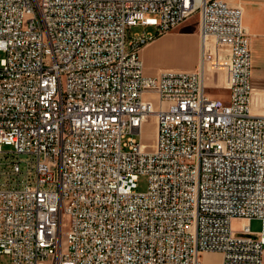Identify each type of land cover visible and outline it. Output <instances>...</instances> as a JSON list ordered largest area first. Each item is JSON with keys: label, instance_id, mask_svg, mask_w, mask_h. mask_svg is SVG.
<instances>
[{"label": "built area", "instance_id": "1", "mask_svg": "<svg viewBox=\"0 0 264 264\" xmlns=\"http://www.w3.org/2000/svg\"><path fill=\"white\" fill-rule=\"evenodd\" d=\"M197 11L205 47L229 50L227 97L205 86L206 63L222 65L206 48L194 70H144L142 47ZM0 50V264H205L209 250L264 264V114L242 7L0 0Z\"/></svg>", "mask_w": 264, "mask_h": 264}, {"label": "rangeland", "instance_id": "2", "mask_svg": "<svg viewBox=\"0 0 264 264\" xmlns=\"http://www.w3.org/2000/svg\"><path fill=\"white\" fill-rule=\"evenodd\" d=\"M198 14V13H196ZM197 15L191 19H196ZM191 21V20H190ZM149 28L148 30H151ZM134 30L143 31V26L135 27ZM212 40V39H211ZM209 47V45H208ZM142 56L145 63L147 73H156L160 68H179L190 69L197 65L198 48L192 42L191 35L183 29V26L174 28L171 32L159 35L149 41L142 47ZM213 59L221 56V67L213 65L214 62L206 63V85L211 95L217 97H226L227 89V63L229 62V50L226 46L218 45L212 41ZM4 52L0 50V59ZM156 96V94H154ZM158 102L157 98L155 99ZM157 134V117L153 114L149 115L143 125L142 139L149 143V147L154 144ZM139 137V135H137ZM4 149L11 150V145H4ZM11 157H8V160ZM148 188V178L141 175L138 181L137 191H146ZM246 220L241 218L233 219V226L241 229ZM251 229L259 231L263 224L261 219H253L250 222ZM202 258L205 264H221L222 254L217 250L206 251Z\"/></svg>", "mask_w": 264, "mask_h": 264}, {"label": "crops", "instance_id": "3", "mask_svg": "<svg viewBox=\"0 0 264 264\" xmlns=\"http://www.w3.org/2000/svg\"><path fill=\"white\" fill-rule=\"evenodd\" d=\"M205 1V0H204ZM233 6L242 7L243 10V24L246 32L250 36V45L252 51V94H251V110L255 114H264V0H225ZM198 13V14H196ZM197 15L196 19H191ZM191 20V21H190ZM183 26L192 38V42L197 46V65H194L190 69L179 68H160L156 73H147L145 69V63L142 56V50L140 51L141 59L144 63V70L149 75H158L165 70H194L198 68L201 59L202 51L206 48L207 53H210L211 60L214 58L212 50V41H215L214 37L210 36L208 39L209 47H205V41L201 30V15L197 11L172 29L166 31L163 34L171 32L174 28ZM162 35V34H161ZM212 39V40H211ZM145 46V45H144ZM219 53V52H218ZM208 62V61H207ZM206 87L208 85H205ZM227 97V94H226ZM148 143V142H147ZM149 144V143H148ZM248 221L247 219H244Z\"/></svg>", "mask_w": 264, "mask_h": 264}, {"label": "bare ground", "instance_id": "4", "mask_svg": "<svg viewBox=\"0 0 264 264\" xmlns=\"http://www.w3.org/2000/svg\"><path fill=\"white\" fill-rule=\"evenodd\" d=\"M204 43H205V42H204ZM208 45H209V44H208V40H207V46H208ZM143 143H144L145 145H147V143H146V142H144V141H143Z\"/></svg>", "mask_w": 264, "mask_h": 264}]
</instances>
